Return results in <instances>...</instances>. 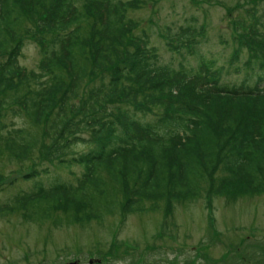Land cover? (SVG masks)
<instances>
[{
	"label": "trees",
	"instance_id": "obj_1",
	"mask_svg": "<svg viewBox=\"0 0 264 264\" xmlns=\"http://www.w3.org/2000/svg\"><path fill=\"white\" fill-rule=\"evenodd\" d=\"M136 6L0 0V115L15 106L50 138L51 155L90 147L60 160L83 167L75 185L36 184L0 206V215L18 207L31 219L59 212L71 220L85 209L97 215L108 181L123 188L127 212L154 198H166L170 212L173 201L193 200L204 187L209 199L264 193V85L221 84L209 65H202L203 73L159 66L131 34L136 24L127 15ZM195 34L186 29L187 44H195ZM35 36L45 46L39 78L20 69L17 59L23 42ZM86 80L98 85L83 88ZM36 142L21 128L9 131L4 146L23 160Z\"/></svg>",
	"mask_w": 264,
	"mask_h": 264
},
{
	"label": "rangeland",
	"instance_id": "obj_2",
	"mask_svg": "<svg viewBox=\"0 0 264 264\" xmlns=\"http://www.w3.org/2000/svg\"><path fill=\"white\" fill-rule=\"evenodd\" d=\"M119 1L136 2L128 18L138 24L134 34L145 32L159 66L195 73L205 64L218 71L221 84L264 83V0ZM253 19L258 27L250 26ZM189 26L196 32L193 53L169 41ZM37 40L23 42L19 64L39 78L43 51ZM92 81L83 88L98 85ZM14 108L0 115V206L35 191L36 184L75 185L84 169L60 160L90 148L76 145L51 155L50 138ZM21 128L38 140L23 160L4 146L9 131ZM33 167L38 173L29 177ZM107 183L109 195L96 204L97 215L85 209L71 220L59 212L31 219L19 207L0 215V264H264V193L209 199L204 187L193 200L173 201L170 213L166 198L142 199L140 210L127 212L123 188Z\"/></svg>",
	"mask_w": 264,
	"mask_h": 264
}]
</instances>
